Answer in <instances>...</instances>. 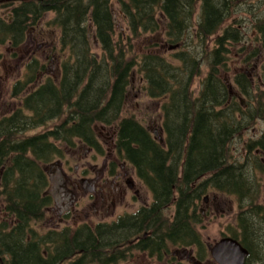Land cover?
I'll return each instance as SVG.
<instances>
[{
    "label": "trees",
    "instance_id": "trees-1",
    "mask_svg": "<svg viewBox=\"0 0 264 264\" xmlns=\"http://www.w3.org/2000/svg\"><path fill=\"white\" fill-rule=\"evenodd\" d=\"M263 3L264 0L0 2V10L10 8L11 12V19H6L0 11V45L11 42L19 46L33 20L53 13L48 25L58 28L60 49L68 51L67 57L60 60V86H54L49 77L38 93L22 96L20 108L0 119L1 194L5 216L11 220L0 223V264H116L127 258L124 251L116 258L102 252L103 248L114 247V239L104 236L105 230L113 227L123 228L119 241L123 248H145L147 240L138 237L148 231L153 233V245L147 247L153 256L161 245L198 244L206 253L195 226L202 219L197 211L199 200L211 190L235 197L239 206L236 227L228 226L229 232L222 236L229 234L250 249L251 244L260 241L256 226L264 222L254 221L264 219V202L260 201V179L255 172L261 169L264 173L263 163L255 161L247 166L243 154L236 156L231 148L238 134L254 128L258 120L264 121V90L249 77L255 66L252 61L262 58L264 82ZM115 5L127 28L119 36L112 11ZM238 9L246 17L232 22L234 10ZM89 22L102 49L100 56L90 50ZM252 25L255 45L251 48L243 44L238 49L243 55L242 67L233 74L234 84L230 85L225 73L229 70L231 46L241 45L244 38L246 42ZM144 35H156L155 41L136 51L131 41ZM213 37L214 47L208 43ZM169 47H176L171 55L162 53ZM37 63L40 64L34 63L32 69L44 71L46 66L39 68ZM202 66L207 68V75L197 92L193 83L204 70ZM36 72L26 76L25 82H18L15 89L33 83ZM133 79L142 82L146 96L160 105L162 142L140 117L125 114ZM236 92L247 99V107L243 108ZM95 124L114 127L118 154L137 167L139 177L155 196L152 211L142 219L124 217L118 223L100 226L97 232L84 233L83 239L78 234H38L34 224L44 220L52 200L44 193L49 186L44 168L66 156L65 144L78 141L102 155ZM39 126H43L41 132L24 136ZM248 147L259 148L264 154V132ZM172 207L173 216L166 215L165 209ZM250 215L257 219L252 221ZM131 233L137 243L129 245Z\"/></svg>",
    "mask_w": 264,
    "mask_h": 264
},
{
    "label": "flooded vegetation",
    "instance_id": "flooded-vegetation-1",
    "mask_svg": "<svg viewBox=\"0 0 264 264\" xmlns=\"http://www.w3.org/2000/svg\"><path fill=\"white\" fill-rule=\"evenodd\" d=\"M2 10L3 9H1L0 11ZM5 10L9 11V8H6ZM9 19H11V14L9 16ZM39 21L40 19L33 20L32 24H37ZM260 37H263V34H261ZM41 38L42 40L44 39V37ZM35 41L36 39L34 40V42ZM9 43L11 44V42ZM250 47H252V44L250 45ZM49 58H51L50 60L52 61V67H55V61H53L54 57L49 55ZM33 59L34 60L30 61L27 64V72L25 74L26 76H30V73L32 71L36 72L32 68L34 63L37 62V59ZM30 63H32V65ZM37 67L41 68V64L37 63ZM44 71H47L48 73L47 67L44 68ZM41 72L43 71L39 70V72L35 73L36 79L33 83H29L27 84V86L25 85L19 90L15 89L16 84L18 82H25L26 79H23L24 81L18 80L14 84L11 96L18 97L19 103L16 106L17 108H15V110L12 111L11 109L12 112L10 111L11 113L9 115L20 108V106L22 105V102L20 100L22 96L31 95L33 92L38 93L41 86L45 84V81L49 77L53 79L54 86H60V79L62 78V68L60 66H56L55 72H53L54 75H48L46 80H39L41 78V74L44 73ZM133 88H135L134 84ZM49 124H51V122ZM98 126H102L103 129H108L107 131H109L110 134V138L108 141L109 144H107V153L105 151L104 143H101L100 136L96 135L98 145L102 149V156H104V160L101 162V165L97 167V165H90V162H84L82 160V157L76 159V155H78L79 151L83 148H87L86 153L90 154V152H93L96 153V155H101L96 151L94 147H90L84 144L85 142L83 141H78L76 144L71 143V145L65 144L63 146V150L66 156L60 158V161L63 171L65 170L64 174L66 194L64 195V199H67L68 197L67 192L70 193L71 196L69 197L68 204L65 201L57 204L55 203L54 198L51 196V204H49V206L46 208V212L47 214H51V218H54L53 225L48 227L47 230L42 229V227H39L40 229H35L37 230L38 234L41 233L40 230L42 229L45 232L51 231L53 233L56 232L61 234L68 233L70 236H75L76 234H78L79 238L83 239L86 233L90 231L93 233L95 231L97 232V229L100 226H110L114 223L120 222V219L124 217H135V219L141 217L142 219L143 217H147V212L152 211L155 205V202L153 201L155 199V196L148 189L145 182L139 177L137 167L121 159L120 154H118L120 153V149H118L117 142H115L117 141V132L114 130V127L107 126L105 124H95L94 129L96 130ZM41 127L43 128V126H39L38 128L41 129ZM154 134H156L157 136H155ZM162 134V129H160L159 131L156 130L153 133L155 137H158V141L160 142L163 141ZM260 135L252 136L249 140V143L258 139ZM244 149H246L247 151L246 161H253L254 163L255 161H259L264 165V154L261 152V149H249L248 144L244 147ZM86 153L83 155V159L86 157ZM73 161H77V165L75 167H71L72 169L70 174L67 172V167H70V164ZM145 190L149 195H146V197L143 199V197L145 196ZM131 198L134 199L132 208H130L131 202H129ZM118 207H120L121 209L118 210ZM1 210L2 207L0 209V213L2 212L5 215L6 213L4 212V209L2 211ZM164 212L166 214L170 212V209L166 208ZM167 215L173 216V212H170V214L168 213ZM124 229L127 231L126 227ZM122 230V227H113L105 230L104 236H109V238L114 239L113 242L115 243L112 250L109 248H103L102 252L104 251V254H106L105 256H114L115 258L120 257L121 253L124 251V253L128 256H135L137 258L140 257L139 254H143L142 257L148 256L150 259L152 258L151 261H153L154 264H219L212 257L211 248L213 244L207 246V244L203 241L204 247H206V253L202 251V248L198 247V244L183 247L174 245H168V247L166 245H161L159 248H157L159 251L158 254L153 256L147 249L148 246L150 247L153 245V242L151 240L153 239V233L143 231L141 236L137 235L139 236L138 240H147V242L143 243L145 248L138 249L132 248V246H130L127 249L123 248L122 244L119 243V241H121L120 237H122ZM263 236L264 234L261 233V236L259 237L261 241H257L251 244V249L246 247L249 251V254L248 256H246L247 258L245 260V264H264V256H261V258L253 256L254 253H256L254 250V246L257 247V250L258 248H261V246L262 248H264V244H262L264 243ZM133 237L134 236L131 233V235L129 236V245L137 243V241H134L136 239H134ZM223 237L225 236H222L221 238ZM130 239H132V241H130ZM205 254L208 255L205 256ZM208 258H212L213 260H209ZM119 261L121 260L119 259ZM119 261L116 264H118Z\"/></svg>",
    "mask_w": 264,
    "mask_h": 264
},
{
    "label": "rangeland",
    "instance_id": "rangeland-1",
    "mask_svg": "<svg viewBox=\"0 0 264 264\" xmlns=\"http://www.w3.org/2000/svg\"><path fill=\"white\" fill-rule=\"evenodd\" d=\"M251 6H247L249 9ZM251 9V8H250ZM3 9L1 13L6 16V18L10 16V8L9 11ZM261 10L262 15L264 16V3L261 4ZM113 15L116 23V29H117V35L119 36L121 32H127L126 24L122 17V15L119 13L117 6H113ZM53 13H47L43 18L40 19V21L37 24L28 25L26 34L27 37L19 44L18 47H14L9 42L1 44L0 45V119L4 117V115H9L19 103L18 97H12L11 92L13 91V86L18 80L25 79V74L27 72V64L34 60L33 58L37 59V62H39L41 65H45L48 69L47 71H43L41 73V78L39 80H46L48 75L53 76L55 72V67L60 66L61 61L63 58L67 57L68 51L64 52L60 49V33L58 28H56L54 25H48V21H50L51 18H53ZM246 17L245 12L243 10L238 9L237 11L234 10V16H232L231 21L235 22L238 19ZM7 18V19H8ZM249 19V18H248ZM247 19V20H248ZM88 25L89 29V38L91 40V48L92 53L101 55L102 49L100 47V44L96 40L94 36V27L91 22L86 23ZM251 29V33L246 35L245 37L248 39L246 42L243 40V43L239 46H231L232 52H229V55L231 56V59L228 61L229 63V70L228 73H225V78L229 81V84H234L232 76L234 73L238 71L242 67V58L243 55L239 52V48L243 45H255L254 39H255V30L253 29V25L249 26ZM43 34V35H42ZM156 35H148V36H142L139 40H132V46H134L135 50H143V48L151 44L155 41L153 37ZM41 37H44L42 40ZM124 39H126L127 34L122 35ZM36 41L34 42V40ZM210 46L214 47L216 45L215 37L211 38L210 41H208ZM176 47H169V48H163V52L166 55H171ZM253 48V47H251ZM250 48V49H251ZM49 55L54 57L55 61V67H52L51 64V58H49ZM17 63V64H15ZM254 68L252 71L249 72V77L252 78L253 83L259 82L262 86L261 88L264 90V82L262 80V68H263V60L262 58H255L252 63ZM17 65V66H16ZM50 67V68H49ZM203 67V71L201 72V75L199 77L194 78V91H197L201 87L202 78H204L207 75V68L205 66ZM250 67L245 66V69H249ZM133 84L135 85V88H130V92L128 93L127 98V104L125 105V114L127 116L135 115L137 117H140L142 120V123L150 129L152 133L156 130L162 129V118L158 117V112L160 111V105H158L154 100L146 96V92L144 90L143 83L140 81H137L133 79ZM42 83V82H41ZM138 88H141L139 90ZM143 88V89H142ZM140 92V93H138ZM198 92V91H197ZM237 97L240 99L241 104L243 108L247 107V99L236 92ZM12 109V111H11ZM11 111V112H10ZM29 113V112H27ZM51 120V119H50ZM59 119L52 120L51 124L48 126H53V124L57 123ZM254 128H250L244 131H242L237 139H235L232 143V151H234V154L236 156H240V154H243L244 162L247 166L254 165L255 163L253 161H246L247 155H246V149L244 147L249 144V140L252 136H259L264 132V121L258 120L256 124H254ZM43 128H36L33 130H29L26 133H24V136L26 135H32L34 133L41 132ZM108 129L102 128V126H98L96 131V135L100 136L101 143H104L105 151L107 153L108 148V141L110 138ZM256 134V135H255ZM157 136L156 134H154ZM163 136V134H162ZM87 152V148H83L79 151L78 155H76V159H79L82 157V160L86 163L90 162V165H97L99 167L101 165V162L104 160V156L102 155H96V153ZM86 153V157L83 159V155ZM69 155V154H68ZM67 155V156H68ZM106 155V154H105ZM56 160H60L55 159ZM65 160V159H63ZM72 160V158H71ZM53 161V162H54ZM77 161H73L70 164V167H67V172L71 174V167H75ZM50 164H47L48 167ZM264 168V165H263ZM63 170V168H61ZM65 171V170H64ZM63 171V172H64ZM255 172L258 179H260V186H261V197L260 201L264 202L263 195H264V173ZM1 184H0V209L2 207V210L5 207V203L3 201V196L1 194ZM149 195L147 191L145 190V196ZM134 199L131 198L129 202H131L130 208H132V203ZM120 210L121 208L118 207ZM239 206L236 202V198L233 196H228L225 194H219L218 192H215L213 190L209 191L207 194H205L201 200H199L198 203V210L201 214V221L199 224L195 226L196 230L199 232V235L203 239V241L208 245L216 244L219 240H221L223 233L229 232L228 226L236 227L237 225V216L239 213ZM174 207L170 209V212H172ZM1 210V211H2ZM117 210V211H118ZM116 211V212H117ZM170 212H168L170 214ZM166 213V215L168 214ZM165 215V216H166ZM51 214H47L45 216L44 220L41 222H37L34 224V227L38 229L39 227H42V229L47 230L48 227L53 225L54 218L50 217ZM250 217L253 219L252 221L256 220L257 218H254L252 215ZM5 222H11L10 219H8L2 212L0 213V223ZM256 224H261L263 220L258 219V222L254 221ZM238 227V226H237ZM40 229V228H39ZM40 230L41 233L45 232L44 230ZM256 229L258 230V234L262 233L264 234V223L262 225H257ZM229 235V234H228ZM221 238V239H220ZM264 239V236H263ZM261 241V240H260ZM264 244V243H262ZM254 250L256 253H254L253 256H256L258 258H261V256H264V248H258L254 246ZM138 253V252H137ZM140 257L135 256H128L126 254V259L123 261H119L118 264H154L152 258L150 259L147 257H142L143 254H139ZM213 257V256H212ZM209 260L212 258H208ZM213 260V259H212ZM216 260V259H215Z\"/></svg>",
    "mask_w": 264,
    "mask_h": 264
},
{
    "label": "water",
    "instance_id": "water-1",
    "mask_svg": "<svg viewBox=\"0 0 264 264\" xmlns=\"http://www.w3.org/2000/svg\"><path fill=\"white\" fill-rule=\"evenodd\" d=\"M61 168L59 160L50 163L45 168L49 177V186L44 193L52 196L57 204L62 203V201L68 204L71 194L67 192L68 197L64 199L66 194L65 174ZM211 251L213 258L219 264H245L246 256L249 254L248 249L233 237L222 238L212 246Z\"/></svg>",
    "mask_w": 264,
    "mask_h": 264
}]
</instances>
